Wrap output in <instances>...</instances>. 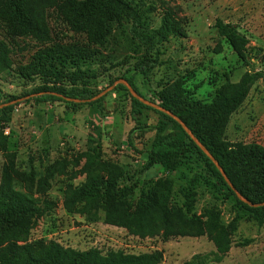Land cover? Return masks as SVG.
Here are the masks:
<instances>
[{"label": "rangeland", "instance_id": "374dc122", "mask_svg": "<svg viewBox=\"0 0 264 264\" xmlns=\"http://www.w3.org/2000/svg\"><path fill=\"white\" fill-rule=\"evenodd\" d=\"M73 1L87 0H54L48 8L52 39L47 43L31 35L9 37L6 28L0 26V38L13 49L12 67L0 73V104L13 101V97L23 98L5 106L14 105L12 109L0 112V192L7 184L50 205L36 216L28 242L55 239L79 249L95 246L103 251L123 249L133 253L158 248L164 252L163 264H184L195 254L207 255L216 249L208 234H178V221L174 235L156 229L153 235L142 236L105 222L103 209L93 220L68 208L65 200L69 190L86 180L85 164L93 157L95 162L89 170L106 173L110 165L123 170L120 183L132 187L134 201L143 187L170 179L171 206L176 209L185 201L183 190L193 186V213L206 221L210 211H217L222 224L232 229L230 251L223 262L210 264H264V223L259 224L252 212L239 204L197 153L173 172L160 164L148 165V149L159 113L143 108L142 115L136 116L131 96L124 89L110 90L102 101L78 106L66 99L36 98L45 85L73 91L87 89L97 95L121 76L135 75L140 91L154 102L161 101L157 93L168 87L180 89L190 99L212 101L226 80L225 72L237 81L247 70H264V0H146L143 19L150 28L161 26L167 9H172L185 30L184 35H172L161 45V62L148 81L135 72L145 49L132 37L131 21L115 13L77 18L70 7ZM218 18L236 24L249 37L250 65L218 34L214 27ZM41 45L68 47L83 52L86 60L80 63L79 72L72 64L67 66V76L57 83L39 74L24 77L21 70L33 66ZM170 130L179 132L173 124ZM3 137L6 150L1 145ZM225 139L264 145V77L232 115Z\"/></svg>", "mask_w": 264, "mask_h": 264}, {"label": "trees", "instance_id": "16d2710c", "mask_svg": "<svg viewBox=\"0 0 264 264\" xmlns=\"http://www.w3.org/2000/svg\"><path fill=\"white\" fill-rule=\"evenodd\" d=\"M54 5V0H0V26L6 28L10 37L31 35L41 42L51 41V29L48 23L47 10ZM146 0H87L81 3L72 2L71 9L76 17L95 18L94 16L115 13L131 21V34L144 46L145 52L135 66V72L142 74L148 81L155 66L160 64L161 45L172 35H184L181 19L172 9H167L161 26L150 28L144 23L142 7ZM146 12V9H145ZM78 18V17H77ZM214 27L224 37L238 57L250 65V39L239 27L231 22L218 18ZM62 46V45H61ZM12 48L0 38V73L11 68ZM86 60L83 52H76L68 47L51 48L41 45L36 51L35 62L31 68L22 69L24 77L39 74L42 77L54 78L55 83L66 77V68L70 64L80 71V63ZM226 80L219 87L212 101L190 99L178 88H167L159 91V104L173 111L192 129L201 142L220 162L235 187L255 203L264 201V145L259 142H230L225 139L227 125L232 115L246 101L254 84L264 77L263 69L247 70L239 80L233 81L229 72H225ZM138 93H143L135 82V75H123ZM124 89L132 100L133 113L142 115L143 108L159 113L161 117L154 126L155 136L148 149V165H162L173 172L179 165L197 153L203 162L237 197L243 207L252 212L253 218L264 223V206L252 207L238 198L228 185L213 160L196 144L182 125L170 115L153 108L134 97L124 84H118L115 90ZM57 92L73 98H91L95 96L87 89L69 90L64 86H43L38 92ZM145 97V96H144ZM13 97L12 100H15ZM41 100H64L54 93H43L36 97ZM105 97L91 102L102 101ZM9 100L8 102H10ZM153 101V100H152ZM74 106L82 103L71 102ZM88 103V102H87ZM14 105L0 109L10 110ZM171 124L179 132L171 131ZM3 150L7 149L6 137L1 140ZM90 157L85 164L88 169L86 180L71 187L65 200L68 208H74L93 220L98 217L100 209L105 211V222L124 227L131 232L153 235L156 229L174 235L201 236L208 234L216 249L207 255L195 254L184 264H210L223 262L232 246V229L222 224L220 214L210 211L204 221L193 213L196 191L191 186L183 190L185 201L182 207L173 209L171 195L173 183L170 179L149 184L141 189L138 200H132V187L121 185L123 170L110 165L106 173H97L89 168L95 162ZM50 208L47 200L32 198L15 190L9 185L0 192V264H163L164 252L155 248L150 251L133 253L123 249L103 251L92 246L79 249L65 246L55 239L47 243H29L31 227L36 216ZM192 215H187L191 214ZM175 221L178 227L174 229ZM210 255L213 257L209 259Z\"/></svg>", "mask_w": 264, "mask_h": 264}, {"label": "water", "instance_id": "95a60500", "mask_svg": "<svg viewBox=\"0 0 264 264\" xmlns=\"http://www.w3.org/2000/svg\"><path fill=\"white\" fill-rule=\"evenodd\" d=\"M121 83L124 84L129 89L130 93L134 97L139 99L141 102H143V103H145V104H147L153 108L159 109L160 111H163L164 113L170 115L175 120H177L182 125V127L185 129V131L189 134V136L196 142V144L213 160V162L216 164L217 168L219 169V171L222 173L223 177L225 178L226 182L233 189V191L236 193V195L238 196L239 199H241L242 201H244L247 204L254 206V207L264 206V201L259 202V203H255V202L251 201L250 199L246 198L245 196H243V194L235 187V185L233 184V182L231 181V179L227 175L226 171L221 166L220 162L214 157V155L210 152V150L201 142V140L195 135V133L192 131V129L183 121L182 118H180L173 111L168 110L167 108H165L161 104L154 102V101L147 99L146 97L142 96L140 93H138L136 91V89H134V87L126 79L120 78V79L116 80L111 86H109L108 88H106L105 90L101 91L100 93H98L97 95H95L91 98H83V99L82 98H73V97H68V96H65L63 94H60L57 92H51V91L42 92V94L43 93H54L60 97H63L66 100L77 102V103L91 102V101H95V100L101 98L108 91L114 90L115 87ZM27 97H29V96H27ZM22 99L23 98H19V99H16V100H13V101H10L7 103H1L0 108H3L7 105L15 103L16 101H21Z\"/></svg>", "mask_w": 264, "mask_h": 264}]
</instances>
